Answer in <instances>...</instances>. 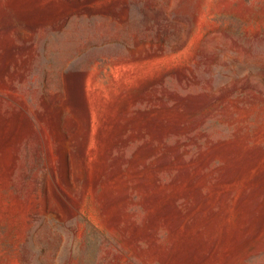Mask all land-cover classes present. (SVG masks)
<instances>
[{
	"label": "rangeland",
	"instance_id": "374dc122",
	"mask_svg": "<svg viewBox=\"0 0 264 264\" xmlns=\"http://www.w3.org/2000/svg\"><path fill=\"white\" fill-rule=\"evenodd\" d=\"M0 264H264V0H0Z\"/></svg>",
	"mask_w": 264,
	"mask_h": 264
}]
</instances>
